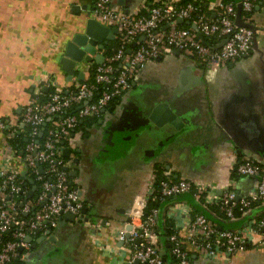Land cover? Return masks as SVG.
I'll list each match as a JSON object with an SVG mask.
<instances>
[{
  "label": "crops",
  "instance_id": "crops-1",
  "mask_svg": "<svg viewBox=\"0 0 264 264\" xmlns=\"http://www.w3.org/2000/svg\"><path fill=\"white\" fill-rule=\"evenodd\" d=\"M158 1L113 0V5L128 13L146 12ZM206 1L211 6L219 0ZM93 4L0 0L1 118L18 119L40 91L44 76L61 89H72L76 78L98 64L78 63L71 79L60 64L61 51L83 31ZM254 25L253 49L241 59L205 67L189 53L161 55L138 71L119 104L83 120L73 140L62 147L63 155L64 149H71L64 157L72 163L71 178L82 193L84 217L63 215L51 233L53 240L42 233L33 236L31 248L20 251L11 264H142L130 262L132 247L119 234L128 220L126 209L148 193L157 167L169 170L174 179L204 183L219 197L233 177L235 163L245 157L264 163V0L254 13ZM112 41L105 53L115 49L108 51ZM162 103L176 114L179 127L166 122L163 113L151 119ZM5 141L0 129V163ZM13 164L24 173L22 163ZM256 184L252 177H241L235 187L245 197ZM208 207L201 209L190 194L163 203L158 225L165 256L170 243L164 235L166 219L185 237L191 209L208 212L220 227L236 229H248L264 213V205L257 204L239 218L226 219ZM174 209L177 214L171 216ZM184 249L193 264H264L262 247H250L231 259L197 255L187 242Z\"/></svg>",
  "mask_w": 264,
  "mask_h": 264
},
{
  "label": "built area",
  "instance_id": "built-area-1",
  "mask_svg": "<svg viewBox=\"0 0 264 264\" xmlns=\"http://www.w3.org/2000/svg\"><path fill=\"white\" fill-rule=\"evenodd\" d=\"M204 1L160 0L148 6L146 12L128 13L116 9L113 0H94L90 18L116 27L118 46L111 52L99 50L105 55L104 62L84 71L72 89H61L54 79L44 76L38 83L40 91L18 119L0 117L6 139L0 163V264H11L20 255V248L30 249L29 236L38 235V231L52 233L63 215L83 219L82 193L72 181V163L64 157L62 144L73 140L84 119L100 115L115 97L129 90L138 71L176 50L193 55L205 67L224 66L250 53L257 29L240 26L237 12L241 5L244 23L256 26L258 1L219 0L207 10L202 7ZM179 20L190 25L181 27ZM132 42H136L133 48ZM44 88L49 90L45 92ZM43 95L46 98L40 100ZM17 132L26 137L20 149L11 144ZM14 160L23 164L24 173L14 166ZM234 169L237 178L228 181L219 197L211 195V187L204 183L174 179L168 169L163 170L158 185L155 170L148 193L125 211L130 220L119 237L132 247L130 262L166 264L158 225L162 206L146 213L150 199L163 205L172 197L190 194L201 209L219 205L230 219H234L237 206L247 211L253 205H264V163L245 157L235 163ZM241 177H252L257 184L249 195L239 198L235 184ZM31 191L33 195L29 196ZM176 214L174 209L171 216ZM187 222L185 237L178 228L169 237L176 258L173 264H193L184 249L185 242L206 258L231 259L250 247L264 248V213L248 229L220 227L204 211L193 209Z\"/></svg>",
  "mask_w": 264,
  "mask_h": 264
},
{
  "label": "water",
  "instance_id": "water-1",
  "mask_svg": "<svg viewBox=\"0 0 264 264\" xmlns=\"http://www.w3.org/2000/svg\"><path fill=\"white\" fill-rule=\"evenodd\" d=\"M238 1V0H237ZM242 15V8L241 5L238 6L237 12V22L240 26H248L256 30V26L249 25L244 23L241 18ZM179 23L189 24V22H184L183 20H179ZM117 33L116 27H109L107 25L102 24L101 22L97 21L96 19L89 18L85 24L83 31L75 33L65 44L63 50L60 53V64L62 69L68 74L69 79L75 74L76 65L82 61H92L95 60L96 63L101 64L105 60V55L100 53L99 50L105 49L106 45H108L109 41L115 39V35ZM143 39V38H142ZM136 42L131 43V47H135ZM131 52V49L128 50V53ZM178 52V51H175ZM81 78L83 75L80 76ZM49 89L44 88V91L47 92ZM104 111V110H103ZM164 114V120L166 122L173 123L176 127H179L180 121L177 118L176 114L165 104H159L155 107L153 111V115L151 119H154L156 115ZM160 124V123H159ZM41 133L40 136H42ZM68 152H71V149H64V155H67ZM42 170V169H41ZM33 182V181H31ZM33 192L31 191L29 196H32ZM241 195H239V198ZM84 211V209H83ZM69 216L71 219H75V216L72 214H65ZM128 220L129 217H128ZM131 227H129L130 229ZM41 234L40 231L37 232ZM50 240H53V236H51V232H47L46 234ZM46 238L45 235L41 236V241H44ZM28 240L32 242L33 237L29 236ZM171 246V243H169ZM23 252V248L19 249ZM162 255L165 259V251L163 250ZM140 263V261H136Z\"/></svg>",
  "mask_w": 264,
  "mask_h": 264
},
{
  "label": "trees",
  "instance_id": "trees-1",
  "mask_svg": "<svg viewBox=\"0 0 264 264\" xmlns=\"http://www.w3.org/2000/svg\"><path fill=\"white\" fill-rule=\"evenodd\" d=\"M179 2H185V1H189V0H185V1H182V0H178ZM224 1H228V0H224ZM258 1V4H260V0H257ZM203 9L204 10H207L209 8V4H208V1H204L203 5H202ZM190 24H186V23H179V26L181 27H188ZM112 44L110 45V48L108 49L111 50L112 48H116L118 46V40H114L111 42ZM97 97V95H96ZM46 98V95H43L42 97H40L39 99L40 100H43ZM121 98H122V95H119L117 97H115L109 104L108 106L106 107V109H112L114 106H116L117 104L120 103L121 101ZM87 120V119H84V121ZM89 120V119H88ZM82 123V122H81ZM80 123V125H81ZM18 132H19V129H18ZM16 133V137L12 138L11 139V144L12 146L15 148V149H20L21 146L24 144V136L22 134H19V133ZM162 168L160 167H157L156 168V174H157V178H158V185H159V181L162 179ZM232 176L237 178V174H236V171L235 169L233 170V173H232ZM157 185V186H158ZM162 204L159 200H152L150 199L148 204H147V208H146V213H148L152 208H155V207H161ZM256 206V205H253V207ZM209 209V208H208ZM210 209H212V211L214 212H220L222 213V215L224 216V218L226 219H230L221 209H220V206L219 205H212L210 206ZM209 209V210H210ZM198 211V210H195V212ZM204 211V210H203ZM246 210H243L240 208V206H237L235 209H234V218H239L241 217L244 213H245ZM208 216L212 217L210 214H208V212L204 211ZM213 218V217H212ZM215 221L216 219L213 218ZM165 231H164V235L166 237H168V240H169V237L171 236L172 233L175 232V228H176V225L174 224L173 221H171L170 219H166V222H165ZM223 228H226V227H223ZM170 242V241H168ZM171 243V242H170ZM167 244V243H166ZM171 250H172V245L168 247V257L165 256V263L167 261H169L171 264H173L176 260L175 256L171 253ZM168 263V262H167Z\"/></svg>",
  "mask_w": 264,
  "mask_h": 264
}]
</instances>
